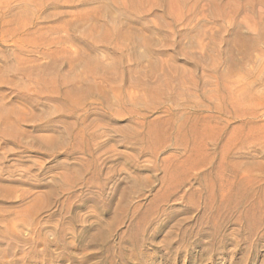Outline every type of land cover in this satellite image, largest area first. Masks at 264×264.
<instances>
[{"label": "rangeland", "instance_id": "374dc122", "mask_svg": "<svg viewBox=\"0 0 264 264\" xmlns=\"http://www.w3.org/2000/svg\"><path fill=\"white\" fill-rule=\"evenodd\" d=\"M0 187L109 230L54 264H264V0H0Z\"/></svg>", "mask_w": 264, "mask_h": 264}, {"label": "bare ground", "instance_id": "6f19581e", "mask_svg": "<svg viewBox=\"0 0 264 264\" xmlns=\"http://www.w3.org/2000/svg\"><path fill=\"white\" fill-rule=\"evenodd\" d=\"M19 24L21 23L19 22ZM105 39L108 40L107 38ZM113 39L115 40L116 38ZM53 83H52V87H53ZM64 96L68 101H70V103H75V104L77 103V99L73 97L71 90L65 91ZM150 143L153 144L155 142H150ZM152 150H153L152 151L153 154H155L157 150V146L155 147L153 145ZM103 190H104V186H101L100 191ZM4 191L7 192L9 190H5L4 188L0 187V195H2V192ZM48 191L50 192L47 194V196H44L42 201H40L39 199L38 201L37 200L35 201L36 203L21 208L20 210L15 212L14 216H12L13 214L9 216L10 211L6 209L3 211V213L0 214V264H54V261L75 262L78 256L74 253L73 249L81 250L82 258H84L85 256L89 255L87 251L88 248H100L102 244L107 242L108 232H109V230L107 231V229L104 230L103 228H99L97 230V233L96 234L94 233L95 235H91V234L86 235L85 232L77 231L75 229V226H73L72 222L78 216V214H74V216L71 215L70 219H72V222H66L65 216L61 217L62 218L61 223H58L56 227L53 226L54 230L51 231L52 238H48L46 236L45 234L46 232L44 233L42 229L43 225L42 227H40V225L38 224L39 221L36 222L37 225H35L32 231V233L35 234V236L33 238L28 237V234L30 232L28 233L27 230L25 231V228H27L26 225L28 223L33 224L34 221L36 220L37 212L41 210V208L49 207V205L51 204V202L48 201L49 198L51 197L56 198V196L58 195L57 194L58 191L57 189H55V187L49 189ZM122 195H123V200L121 199L122 202L118 200L119 201L118 204L119 203L120 204L119 207L117 206L120 212L126 210V205L124 201L126 200L127 193H123ZM239 206L240 204H233V206L229 207V210L230 211H235L236 209L239 210ZM62 208L65 209V211L70 212L68 211L67 208H65L64 205ZM56 212H54V214H56ZM247 217L248 219L246 220L245 231L248 233H253L257 231L259 227H261L262 225L261 221L255 220L253 216H247ZM211 247L213 248L214 246H210V249ZM38 256H43V257L41 260H37L36 258H38ZM213 258L214 257L212 253L206 258L203 255L200 256L198 259H196L194 261V264H204L205 260H209V262L211 263L213 261Z\"/></svg>", "mask_w": 264, "mask_h": 264}]
</instances>
